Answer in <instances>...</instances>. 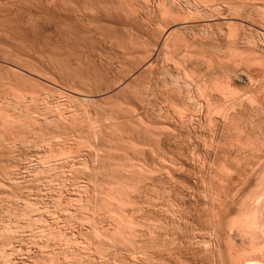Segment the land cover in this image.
I'll return each mask as SVG.
<instances>
[{
	"label": "rangeland",
	"instance_id": "374dc122",
	"mask_svg": "<svg viewBox=\"0 0 264 264\" xmlns=\"http://www.w3.org/2000/svg\"><path fill=\"white\" fill-rule=\"evenodd\" d=\"M263 92L264 0H0V264L227 261Z\"/></svg>",
	"mask_w": 264,
	"mask_h": 264
},
{
	"label": "bare ground",
	"instance_id": "6f19581e",
	"mask_svg": "<svg viewBox=\"0 0 264 264\" xmlns=\"http://www.w3.org/2000/svg\"><path fill=\"white\" fill-rule=\"evenodd\" d=\"M250 76V75H249ZM248 79V78H247ZM252 79V78H251ZM239 81V80H238ZM249 81V80H248ZM227 86V85H226ZM225 86V87H226ZM221 89H223V88H221ZM227 89H228V87H227ZM228 91V90H227ZM223 92V91H222ZM227 93V92H226ZM225 93V94H226ZM264 93V92H263ZM233 94V93H232ZM229 95V94H228ZM225 98H227V97H225ZM236 98H237V96H236ZM223 99H224V97H223ZM228 100V99H227ZM230 100V99H229ZM232 100V99H231ZM235 101V100H234ZM244 101V100H243ZM264 101V100H263ZM251 102V101H250ZM254 102V101H253ZM257 102V101H256ZM228 103V102H227ZM228 105V104H227ZM230 105V104H229ZM228 105V106H229ZM237 105V104H236ZM260 105V104H259ZM264 105V104H263ZM256 106V105H255ZM232 107V106H231ZM235 107V106H234ZM228 108V107H227ZM207 109V108H206ZM250 109H252V108H250ZM233 110H234V108H233ZM240 110V109H239ZM232 111V110H231ZM253 111V110H252ZM207 112H208V110H207ZM212 112V111H211ZM233 113V112H232ZM229 115V114H228ZM234 116V115H233ZM224 117V116H223ZM222 117V118H223ZM227 116H225V118H226ZM227 120V119H226ZM232 121V120H231ZM228 122V121H227ZM113 123V122H112ZM117 123V122H116ZM220 124V123H219ZM112 126V125H111ZM221 126H222V124H221ZM229 127V126H228ZM225 128V127H224ZM249 130V129H248ZM224 131V130H223ZM235 131V130H234ZM236 136V135H235ZM228 141V140H227ZM235 141V140H234ZM226 144V143H225ZM238 146V145H237ZM241 146H242V144H241ZM240 146V147H241ZM244 146V145H243ZM210 147H212V146H210ZM221 147V146H220ZM205 150V149H204ZM224 150V149H223ZM229 151H230V149H229ZM237 152V151H236ZM263 152V151H262ZM260 156V155H259ZM222 160V159H221ZM231 160V159H230ZM236 160V159H235ZM243 160V159H242ZM258 161V160H257ZM198 162V161H197ZM234 162V161H233ZM244 162V161H243ZM253 162V161H252ZM259 162V166L257 167H255V168H253L252 170H253V172H252V170H250L251 172H250V176H251V174H252V177L254 178V183L253 184H255L256 186H255V188H256V191H254L255 193H254V197H253V199L254 200H252L251 198V200H249V201H247V200H244V198H242L241 200H240V198L243 196L244 197V195H247V193L246 194H242V196L239 198V200L240 201H242L241 202V204L239 203L240 201H238L237 199L238 198H236V200L238 201H236L235 200V198H234V200L237 202V205H238V203L241 205V210H240V212H239V210H237V211H235L236 209H235V206H236V204H234V208L233 209H230V208H228V210L226 209V211H229V210H234L233 212L232 211H230V213L232 212V213H236V216H238L237 215V213H240L239 214V217L237 218V217H235V216H233L232 215V213L230 214L233 218H236L237 220H233L231 217H229V215H227V217L226 218H224L223 216H225L227 213L229 214V212H224V213H226V214H220L219 216L224 220V219H232L233 221H232V224L229 226H226L227 224H228V220H225V221H228L227 223H226V225L224 224V221L221 223V218L219 219L217 216H214V217H217V219H219L218 220V222H219V224H217V220L215 221V224H217L218 225V228H219V226L222 228V225L224 224L225 226H226V228L228 227V228H230V230L232 231V233H234V237L232 236V237H229L228 238V236L229 235H226L227 233H228V231H229V233H230V230H227V232H223V233H221L222 235H223V237H225V235H226V237L228 238L227 239V241H226V239H224V240H222L223 241V243L225 244V247H224V252L223 251H221L222 252V254L224 253V255H226V258L228 259L227 261L225 260V259H222V260H220V263L222 262V261H226V262H224L225 264H227V262L228 261H230V263L232 262V264H264V162H263V158H262V164L260 163V161H258ZM237 163V162H236ZM200 164H202V163H200ZM222 164V163H221ZM197 165H199V164H197ZM218 165V164H217ZM237 165V164H236ZM258 165V164H257ZM223 166V165H222ZM168 167V166H167ZM202 167V166H201ZM208 167V166H207ZM210 167V166H209ZM219 167V166H218ZM224 167V166H223ZM226 167V166H225ZM241 167V166H240ZM212 169V168H211ZM217 169V168H216ZM235 169V168H234ZM233 169V170H234ZM239 169V168H238ZM249 169H250V167H249ZM215 170V169H214ZM223 170H224V168H223ZM228 170V169H227ZM227 170H224V171H227ZM199 171V170H198ZM203 171V170H202ZM216 171H218V170H216ZM230 172V171H229ZM248 172V171H247ZM219 173V172H218ZM226 174H227V172H225ZM225 173H224V176H226L225 175ZM209 174V173H208ZM244 174H246V173H244ZM248 174V173H247ZM206 175V174H205ZM219 175V174H218ZM199 176V175H198ZM231 176H232V174H231ZM247 176V175H246ZM203 177H204V175H203ZM212 177V176H211ZM215 177V176H214ZM252 177H250L251 179H252V182H253V178ZM200 178V177H199ZM248 178L249 177H246V179L248 180ZM243 179V178H242ZM251 179H250V181H251ZM210 180H212V179H210ZM217 180V179H216ZM215 180V181H216ZM218 181V180H217ZM216 181V182H217ZM246 181V180H245ZM249 181V180H248ZM219 182H220V180H219ZM201 183V182H200ZM250 183V182H249ZM203 185V184H202ZM241 185V184H240ZM205 186V185H204ZM226 186V185H225ZM232 186V185H231ZM202 187V186H201ZM208 188V187H207ZM254 188V189H255ZM237 189V188H236ZM203 190V189H202ZM210 190V189H209ZM223 190V189H222ZM253 191V190H252ZM251 191V195H253L252 192ZM204 192V191H203ZM210 192V191H209ZM248 192V191H247ZM220 193V192H219ZM242 193H244V190H243V192ZM198 194H199V191H198ZM209 194H211V193H209ZM208 194V195H209ZM248 194H249V192H248ZM207 195V196H208ZM227 195V194H226ZM212 196V195H211ZM223 196V195H222ZM250 196V194L249 195H247V197H249ZM216 197V196H215ZM214 197V198H215ZM225 197V196H224ZM235 197V196H234ZM237 197V196H236ZM239 197V196H238ZM219 198V197H218ZM233 198V197H232ZM199 199V198H198ZM212 199V198H211ZM249 199V198H248ZM213 201V200H212ZM216 201V200H215ZM219 201H221L220 199H219ZM204 202V201H203ZM222 202V201H221ZM197 203V202H196ZM207 203V202H206ZM233 203H235V202H233ZM233 203H231V204H233ZM218 204V203H217ZM227 204V203H226ZM211 205V204H210ZM195 206V205H194ZM201 206V205H200ZM223 206V205H222ZM222 206L221 207H218V208H222ZM225 206V205H224ZM227 206V205H226ZM232 207V206H231ZM238 207V209H239V205L237 206ZM236 207V208H237ZM200 209V208H199ZM225 209V208H224ZM216 210V209H215ZM221 209H219L218 211H220ZM217 211V210H216ZM222 211V210H221ZM216 213H218V212H216ZM222 213V212H221ZM201 214V213H200ZM211 214V213H210ZM215 214V213H214ZM215 215H217V214H215ZM222 215V216H221ZM199 216V215H198ZM198 218V217H197ZM213 218V217H212ZM215 220V219H214ZM221 220V221H220ZM231 222V221H230ZM209 223V222H208ZM213 223V222H212ZM221 224V225H220ZM152 225V224H151ZM150 225V226H151ZM223 225V226H224ZM224 226V227H225ZM157 227V226H156ZM213 227V226H212ZM216 227L217 226H215V228H213V229H216ZM217 228V229H218ZM226 228H224V229H226ZM211 230V229H210ZM221 230V231H220ZM222 230L223 229H219V231L220 232H222ZM157 231V230H156ZM215 231H217L216 233H220V232H218V230H215ZM234 231V232H233ZM150 232V231H149ZM155 233V232H154ZM207 233V232H206ZM215 233V234H216ZM228 233V234H229ZM218 234H217V236H218ZM220 234V235H221ZM220 235L217 237V236H215L216 238H218V239H220ZM232 235V234H231ZM230 235V236H231ZM235 235H236V238H235ZM150 237V236H149ZM152 237V236H151ZM203 237H205V236H203ZM225 237V238H226ZM211 238V237H210ZM215 238V239H216ZM222 238V237H221ZM221 240V239H220ZM152 241V240H151ZM155 242V241H154ZM204 242V241H203ZM202 242V245L200 246L199 245V247H203V248H205V252L207 253V254H211L212 255V257H213V255H214V246H213V244H212V247L210 248V250H208L209 248L208 247H210V245L209 246H207L206 245V243H210V241L209 242H204L205 243V245H203L204 243ZM187 243V242H186ZM216 243V242H215ZM219 243V242H218ZM197 244V243H196ZM199 244V243H198ZM205 246V247H204ZM216 246H218V245H216ZM202 248V249H203ZM208 248V249H207ZM206 249H207V251L209 252H207L206 251ZM217 249V248H216ZM218 250H220L219 248H218ZM203 251H204V249H203ZM216 251V250H215ZM201 252H202V250H201ZM204 252V253H205ZM216 253V252H215ZM219 253V252H218ZM226 253V254H225ZM203 254V253H202ZM221 254V255H222ZM174 255V254H173ZM210 255V256H211ZM217 255V254H216ZM205 257V256H204ZM215 257V256H214ZM221 258H222V256H221ZM223 258H224V256H223ZM217 261V260H216ZM220 263H218V264H220ZM223 262H222V264H224ZM229 263V262H228ZM214 264V263H213ZM216 264V263H215Z\"/></svg>",
	"mask_w": 264,
	"mask_h": 264
}]
</instances>
